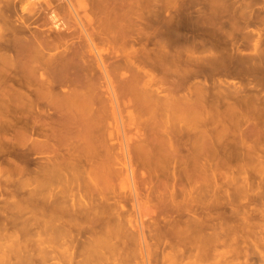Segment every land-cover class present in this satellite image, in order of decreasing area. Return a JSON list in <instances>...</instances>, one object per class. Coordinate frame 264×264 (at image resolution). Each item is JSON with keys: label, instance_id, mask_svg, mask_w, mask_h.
Here are the masks:
<instances>
[{"label": "bare ground", "instance_id": "1", "mask_svg": "<svg viewBox=\"0 0 264 264\" xmlns=\"http://www.w3.org/2000/svg\"><path fill=\"white\" fill-rule=\"evenodd\" d=\"M30 1L23 6L19 0H0V264H131L139 253L145 259L143 226H131L127 205L137 211L159 210L153 223L157 236L163 231L164 236L169 225L167 209L178 216L167 231L186 233L181 214L190 182L206 186L215 168L241 161L242 155L253 157L256 143L264 139V44L255 43L251 55L244 56L242 40L250 36L243 35L241 42L234 37L241 30L261 36L257 27L249 30L259 18L252 10L259 0H161L178 3L168 18L155 6L157 0L150 11L155 39L140 41V49L134 48L133 38L138 0H117V11L102 8L104 0H90L82 16L77 0ZM41 9L44 23L33 25ZM101 12L103 21L96 17ZM68 15L79 29L77 45H70L75 48L67 46L65 37L74 29ZM49 25L54 38L42 33ZM128 46L126 65L133 73L117 86V63L110 66L104 55H117ZM199 51L209 56L195 57ZM136 55L152 65L131 62ZM222 72L235 82L222 80ZM131 127L135 133L127 136L125 129ZM250 140L253 148L246 145ZM34 156L40 161H33ZM202 222L188 228L209 224ZM213 237L179 243L185 245L181 255L195 251L193 264L207 261L224 239ZM250 238L247 232L246 257L251 264H264V250Z\"/></svg>", "mask_w": 264, "mask_h": 264}, {"label": "rangeland", "instance_id": "2", "mask_svg": "<svg viewBox=\"0 0 264 264\" xmlns=\"http://www.w3.org/2000/svg\"><path fill=\"white\" fill-rule=\"evenodd\" d=\"M25 1H27V0H25ZM25 1L23 0V1H21V0H19V2H23L22 4H23V6H25L26 5V3H25ZM31 1H33V0H31ZM30 1V2H31ZM73 1H75V0H73ZM78 2H79V4L81 3V7L79 8V13H80V15L82 16V11H84L83 9H87V10H89V8H90V0H77ZM105 2H104V5L105 6H102V8L104 7V9L105 8H109V10H111V9H114V11L116 10L117 11V0H112V2H111V0H104ZM107 1V2H106ZM108 1H110V2H108ZM139 1V7H137L136 8V12H135V15L133 16V21L135 22V25H136V28H135V30H134V32H133V38L137 41V43H136V45L134 46V48L135 49H140V46L138 45V43L141 41L142 43H144L145 41H146V38H148V37H150L151 38V40H153V39H155L154 37H152L151 36V34L154 32V29H153V26H152V23H151V18H150V11L152 10V8H153V6H154V4H155V2L157 1V0H138ZM262 1H264V0H259V2L255 5V6H253L252 7V10H253V12H254V14L255 15H259V18L257 19V20H255V18H254V20H253V27H250L249 28V30H254L255 29V27H257L258 29H260V30H262V32H261V36L260 37H258L256 34H252L251 32H249V31H246V30H241V31H239V32H236L235 34H234V37L237 39V41L239 42H241V40H242V36L243 35H249L250 37H249V39L247 40V41H245V40H242L243 41V43H245L246 45H247V48L246 49H240V54L241 55H244V56H248V55H251V52H252V50H253V47H254V45H255V43H257V42H259L260 44H264V3H262ZM158 2H159V4H155V6L156 7H161L162 8V16L164 17V18H168L169 16H173L176 12H177V10H178V3H175L176 1H173V2H169V3H165L164 2V4H162V2H161V0L159 1L158 0ZM21 3H19V4H21ZM25 3V4H24ZM60 3H62V2H60ZM18 4V5H19ZM22 4L21 5H19V6H17V8L18 9H20V6L22 7ZM58 4V3H57ZM75 4V3H74ZM116 4V5H115ZM28 5V4H27ZM85 8H84V7ZM83 7V8H82ZM38 7H36V9H37ZM82 8V9H81ZM111 8V9H110ZM17 9V10H18ZM67 11V10H66ZM103 11V10H102ZM18 12H20V10H18ZM45 12H43L42 11V9L41 10H39L38 11V16H37V19H36V17H34V21L33 20H31L32 21V23L33 22H35V20H36V24L35 23H33V25H36V26H42L43 25V23H44V20H45V14H44ZM88 13H90V17H92V14H91V12H88ZM42 14V15H41ZM67 14V13H66ZM99 17H98V16ZM41 16V17H40ZM68 17V24L69 25H71L72 27H74L73 26V24H75V21H74V19H73V17L72 18H70L71 16L70 15H68L67 16ZM94 17H95V15H94ZM96 17H98V18H100V17H102L101 19H102V21H103V18H104V16H103V12H101L100 13V15L99 14H96ZM71 19V20H70ZM73 20V21H72ZM40 21V22H39ZM40 23H42L41 25H39ZM84 23H85V21H84ZM49 27H50V25L49 26H47V27H43V30H44V32H42L43 34H46V35H48L49 37H52V38H54V36H55V34L54 33H52L51 31L52 30H50L49 29ZM77 26H75L74 27V29H72L71 31H69V33H66L65 34V37H67V40H68V44H67V46H70V45H72V43H75L76 44V42L78 43V41L76 40L77 39V34H79V29L77 30V28H76ZM46 29V30H45ZM76 29V30H75ZM74 30H75V32H74ZM54 32V31H53ZM42 33H40V34H42ZM76 33V34H75ZM50 34V35H49ZM52 35V36H51ZM67 35V36H66ZM76 37H75V36ZM75 44H73V45H75ZM77 45V44H76ZM73 46V47H71V48H75V47H77V46ZM70 48V49H71ZM149 48L151 49V46H149ZM63 49V48H62ZM62 49H60L59 51H61ZM188 49V48H187ZM128 52H130V47L128 46V47H126V49H125V51L124 52H121V51H119V50H117V55H114V54H112V55H104V57H105V60L107 61V63L110 65V66H113L115 63H117V86H119V85H124V80L127 78V76L129 77L130 76V74H132L133 73V71H131V70H129V68H127V65H126V61H127V58H128ZM51 53L52 54H56L57 53V51H51ZM205 56H209V53H203L202 51H199V52H197L196 53V55H195V57H199V58H202V57H205ZM90 59H92V58H90ZM131 62H133V63H137V62H143V64H142V67L143 66H148V67H150L151 65H152V61L150 60V59H144V57L142 56V55H136L135 57H133L132 58V60H131ZM158 70V73L160 74V75H162L163 74V71H164V68H158L157 69ZM219 77V76H218ZM124 79V80H123ZM221 79L222 80H225L228 84L229 83H232V82H235L234 80H233V78L228 74V73H223L222 72V74H221ZM237 81V80H236ZM168 82L169 81H167L166 82V86H169V84H168ZM64 90H65V88H63L62 89V91L64 92ZM130 110H134L135 111V107H133V108H129L128 109V111H130ZM126 112L124 111V113L122 114L123 115V119L125 120L126 119V114H125ZM142 119H146V117H143ZM123 120V121H124ZM109 122L111 123L112 121L111 120H109ZM123 123H125L126 124V120L123 122ZM126 130V133H128V135L127 136H133L132 134H134L135 133V130H134V128L133 127H131V128H128V129H125ZM237 136H235V138H236ZM233 138V137H232ZM231 138V136H229V141H231L230 139H232ZM239 138V137H238ZM238 138H236V139H238ZM251 141V140H250ZM131 144H133V142H130ZM129 143V144H130ZM249 145V144H251L252 145V147L251 148H253V144H254V142L252 143V141L251 142H248V143H246V145ZM257 144V146L255 147V148H257V150H256V153H254V155H253V153H252V155L251 156H253V157H250L249 158V156H247V155H242V157H243V159L241 158V161L240 160H233V161H231L230 162V165L232 166H230L229 164L227 165V167H221V168H215L214 170L216 171V174H215V172H214V174H215V176L211 179V181H208V184L207 185H209V183H210V187H207V185L206 186H204V183H203V181H201V182H199L198 183V181H195V182H192L193 183V185H192V183L190 182V185L191 186H193V187H191L190 185L189 186H187V188L186 189H188V192H186L187 194H185V196H184V201H185V204H183L184 205V207L186 208L185 209V211L183 212V214H181V221H183V225L184 226H186L187 228H185L183 225H182V227H181V229L182 230H184V228H185V231H186V233L185 232H183V233H176L175 231H174V234H173V232H169L172 228V226H173V224L175 223V221H177L178 220V216L176 215V214H174L172 211L170 212V209H167V210H165V213L167 214H164V216L166 217V220H167V222H168V226H165V228H164V230H165V235L163 236V233H164V231H163V233H162V236H157V234L155 233V229L156 228H154V220L157 218V216H158V214H159V210H153V212H152V209H148V210H135V209H133L132 208V206H131V204H128L127 205V210H128V213H127V217L129 216V220L131 221V226H135L136 227V225L137 226H139L140 225V223H142V231H143V233H144V237L146 238L145 240H146V244L148 245L147 246V250H148V252L147 253H149V254H147V258H146V256H144V258L145 259H143V258H141V256L139 257V255H140V253L139 254H137V252H136V250H138V249H136V247H135V253L137 254V257L139 258V261H138V258H136V256L134 257V254H133V257L135 258L134 260H133V264H136V263H138V264H173L174 262H175V264H193V263H195L196 261V259H194V258H192L191 256H193V254H194V256H196L195 255V251H193L192 253H187L186 255H187V257H186V255L184 256L183 255V253H182V255H181V252H183L185 249H183L184 248V246L185 245H183V247L181 246L183 243L185 244V242H183V241H187L188 243L190 242V241H197V240H202V241H205L204 239H208V237L209 238H211L212 237V239L214 238L213 236H216V240H218L219 238L220 239H223V242H221L222 240H220V242H219V240L217 241V243L218 244H220V243H222V246H221V248H218V246H217V251H218V249H219V251L218 252H215V254H211L213 251H211L210 252V255H212L213 257H211L210 258V256H208V259L210 258V260L208 261V259L206 258V260L207 261H205V259L204 260H202V261H200V262H204L205 264H210V263H214V264H228V262L231 260V259H229V258H232L233 257V254H234V257H236L235 258V260H234V257H233V261L231 260L230 262H232V263H230L229 262V264H235L234 262H236V264H239V263H241L242 261V263L241 264H251V262H249L250 261V259H249V257H246L247 255L249 256V252L247 251L248 250V245L247 244H249V243H247L246 244V240H245V236H246V233L247 232H249L250 233V236H251V238H250V241H252V239H253V241H255V243L257 244V245H259V248L261 249V250H264V249H262V247H264V221H262V220H264V219H262V217H264V203H261L262 201H264V200H261V198L262 199H264V196H262V195H264V167H262V166H264V150H262V149H264V148H262V147H264V146H262V145H264V139H261L260 140V142H258V143H256ZM255 144V145H256ZM262 146V147H261ZM249 147V146H248ZM247 146H245V148H247L248 150L250 149V148H248ZM244 148V150H246ZM259 150H261V152L259 151ZM252 151V150H251ZM255 152V151H254ZM245 154V153H244ZM259 156H258V155ZM261 155V156H260ZM246 156V157H245ZM36 156H34L33 157V161H36L37 159H38V161H40V159L39 158H35ZM256 157H258V158H256ZM261 157V158H260ZM245 158V159H244ZM246 158H247V161H246ZM253 159H254V161H253ZM256 159V160H255ZM251 160V161H250ZM235 161V162H234ZM244 161V162H243ZM258 161H260V162H258ZM246 162V163H245ZM255 162H257V163H255ZM262 162V163H261ZM259 163V164H258ZM258 166H257V165ZM243 165V166H242ZM237 167H239V168H237ZM240 167H241V169H240ZM244 168V170H243V168ZM243 170V171H242ZM255 170V171H254ZM259 170H260V172H259ZM240 172V173H239ZM242 172H244V173H242ZM257 172V173H256ZM242 173V174H241ZM241 174V175H240ZM239 175V176H238ZM232 177V178H231ZM231 178V179H230ZM215 179V181H212V180H214ZM229 180V181H228ZM233 180V181H232ZM237 180V181H236ZM120 181H122V180H120ZM231 181H232V183L234 184H231ZM123 182V181H122ZM238 182V183H237ZM118 183H121V182H118ZM194 183L195 184H198V186L197 185H194ZM207 183V182H206ZM229 185H228V184ZM201 184H202V187H201ZM119 185H121V186H123V187H125L124 185H122V184H118L117 186L119 187ZM199 185H200V187H199ZM196 186V187H195ZM123 187H121V188H123ZM198 187V188H197ZM243 187V188H242ZM259 188H261L262 190H257V189H259ZM190 189V190H189ZM194 189V190H193ZM235 189H239V191L237 190H235ZM118 190H120V188L118 189ZM200 190H202V191H200ZM204 190V191H203ZM251 190V191H250ZM187 191V190H186ZM192 191H195L194 193L192 192ZM197 191H200L199 193L197 192ZM240 191H242V192H240ZM261 192V194H260V192ZM192 192V193H191ZM205 194H203V193ZM236 192V193H235ZM240 192V193H239ZM245 192V193H244ZM257 192H259V193H257ZM189 193V194H188ZM198 195H200V196H198ZM257 193V194H256ZM193 194V195H192ZM195 194H196V196H195ZM202 194V195H201ZM242 194H244V195H242V197H241V195ZM191 195V196H190ZM218 195V196H217ZM235 195H237V196H235ZM259 195H261V196H259ZM188 196V197H187ZM186 197V198H185ZM189 197H190V199H189ZM194 197V199H196V200H198V202L195 200V201H193V199H191V198H193ZM201 199H200V198ZM217 197V198H216ZM260 197V198H259ZM205 198V199H204ZM236 198H238V200L236 199ZM251 198H253V199H251ZM213 199V200H212ZM220 199H222V201L220 200ZM227 199H229V200H233L232 202L231 201H229V200H227ZM244 199V200H243ZM251 199V200H250ZM191 200H192V204H194V205H196V206H194V205H192L191 204ZM201 200H202V202H204L203 203V205L205 204V202H206V204L204 205L205 207L203 208V206H202V202H201ZM212 200V201H211ZM214 200H216V201H214ZM222 202V203H218V202H220V201ZM235 200H236V203H237V201H238V203L236 204L235 203ZM242 200V201H241ZM207 201H210V204H214L213 206H211V205H209V202L207 203ZM218 201V202H217ZM229 202H231L230 203V205L229 206H227L228 205V203ZM254 201V202H253ZM256 201V202H255ZM195 202V203H194ZM201 202V203H200ZM224 202H225V204H226V206H225V204H224ZM168 203H169V201H168ZM188 203V204H187ZM241 203V204H240ZM257 204V205H253V204ZM200 204H201V206H202V208L203 209H205L204 211H203V209L202 208H200ZM215 204L216 205H218L219 207H221V208H219V207H217V206H215ZM223 204H224V206H223ZM232 204V205H231ZM233 204H234V206H233ZM243 204V205H242ZM262 204V205H261ZM182 205V206H183ZM198 205V206H197ZM208 205V206H207ZM261 205V206H260ZM189 206H191V207H189ZM207 206V207H206ZM242 206V207H241ZM245 206V207H244ZM209 207V208H208ZM210 207L212 208L211 210H210ZM214 207V208H213ZM227 207V208H226ZM229 207V208H228ZM231 207V208H230ZM232 207H233V209L236 207L237 208V211H239L238 209H240V213L239 212H236V208L234 209V210H232ZM260 207H261V209H260ZM188 208H189V210H190V212L188 211ZM222 208H223V210H222ZM243 208V209H242ZM247 208V209H246ZM229 209V210H228ZM245 209V210H244ZM250 209V210H249ZM213 210V211H212ZM216 210V211H215ZM218 210V211H217ZM243 210V211H242ZM247 210V211H246ZM260 210V211H259ZM155 211V212H154ZM200 212V214L198 213V212ZM202 211V212H201ZM226 211V212H225ZM242 211V212H241ZM246 211V212H245ZM187 212V213H186ZM205 212H207V213H205ZM209 212V213H208ZM214 212V213H213ZM218 212L220 213V214H218ZM224 212V213H223ZM244 212H245V215H244ZM260 212V213H259ZM205 213V214H204ZM211 213V214H210ZM239 213V214H238ZM213 214V215H212ZM227 218H224V216ZM236 214H238V215H236ZM241 214V215H240ZM261 214V215H260ZM188 215V216H187ZM191 215V216H190ZM204 215H205V217H204ZM211 215V216H210ZM219 215L221 216L220 218H219ZM243 215V216H242ZM250 215V216H249ZM254 215H256V216H254ZM216 216H217V218H216ZM238 217L239 219H237L236 217ZM245 216V217H244ZM189 217V218H188ZM195 217H197L198 219L199 218H201V219H199V220H197ZM211 219H209V218ZM188 218V219H187ZM216 218V219H215ZM232 218V219H231ZM245 218V220H243ZM252 220H251V219ZM193 219H195V220H193ZM203 219V220H202ZM209 219V220H208ZM221 219V220H220ZM223 219H225V220H223ZM237 220V222L239 223H237L236 222V220ZM250 219V220H249ZM173 220V222H170V221H172ZM192 220V221H191ZM199 221L200 223H198L197 221ZM225 222H223V221ZM228 220H229V222H228ZM231 220V221H230ZM236 222H234V221ZM239 220V221H238ZM186 221H188V222H186ZM195 221H196V223H195ZM203 221V222H202ZM208 221V222H207ZM217 221V222H216ZM240 221H242V222H240ZM186 222V223H185ZM191 222V223H190ZM201 222L202 223H204L205 225H206V223H209V224H207V226L206 227H204V228H206V229H197V228H195V229H189L188 227H190L191 225H192V223H193V226H194V224L196 225V227H197V225H201ZM213 222V223H212ZM217 224H216V223ZM221 222H223V223H221ZM244 222V223H243ZM249 222H250V224H251V226H250V224H249ZM137 223V224H136ZM171 223H172V225H171ZM188 223V224H187ZM211 223H212V225H211ZM214 223H215V225H214ZM221 223V224H220ZM240 223H242V225L243 226H241V224ZM261 223V224H260ZM191 224V225H190ZM219 224V225H218ZM223 224V226H221ZM231 224H233V225H231ZM239 226H238V225ZM245 224V225H244ZM247 224H248V226H247ZM255 224V225H254ZM211 225V226H210ZM228 225V228L226 227ZM238 227H237V226ZM257 225V226H256ZM153 226V227H152ZM169 226H171V227H169ZM230 226V227H229ZM234 226V227H233ZM247 226V227H246ZM259 226V227H258ZM166 227H168V229H169V231H167L168 229L166 228ZM192 227V226H191ZM211 227H212V229H211ZM217 227V228H216ZM219 227V228H218ZM223 229H222V228ZM232 227V228H231ZM241 227H246V229L245 228H241ZM253 227L255 228V229H253ZM237 229L236 230V232H235V230H233V229ZM187 229V230H186ZM207 229H209V230H207ZM217 229L219 230V232L217 231ZM134 230V229H133ZM193 230H196V233L195 232H193ZM200 230V231H199ZM223 230V231H222ZM234 232H233V231ZM246 232V233H243L244 231ZM168 233H167V232ZM187 231H190V233L188 234V232ZM206 231V232H205ZM215 231V232H214ZM225 231V232H224ZM227 231V232H226ZM238 231V232H237ZM243 231V232H242ZM192 232V233H191ZM200 232V233H199ZM208 232V233H207ZM213 234H212V233ZM217 232V233H216ZM223 232V233H222ZM252 232V233H251ZM169 233H171V235L169 234ZM202 233V234H201ZM214 233L216 234V235H214ZM219 233V234H218ZM155 234V235H154ZM185 234V235H184ZM191 234V235H190ZM192 234H193V236H192ZM210 234V235H209ZM212 234V235H211ZM228 234H229V236L232 238H230V237H228ZM237 236L236 238H235V236ZM254 234V235H253ZM167 235V236H166ZM177 235H182V236H177ZM191 237H190V236ZM224 235H227V236H224ZM232 235V236H231ZM240 235H242L243 237L241 238V236ZM155 236V237H154ZM194 236H195V238H194ZM200 236V237H199ZM202 236V237H201ZM204 236V237H203ZM207 238H206V237ZM238 236H240V237H238ZM253 236H254V238H253ZM200 239H199V238ZM233 237L235 238V239H233ZM261 237V238H260ZM157 240V241H155V239ZM169 238V239H168ZM178 238V239H177ZM218 238V239H217ZM244 238V239H243ZM161 240V242H163V243H161L160 242V240ZM166 239V240H165ZM174 239H176V240H174ZM190 239V240H189ZM195 239V240H194ZM197 239V240H196ZM227 239V240H226ZM229 239V240H228ZM261 239V240H260ZM159 240V241H158ZM189 240V241H188ZM200 240V241H201ZM234 240H236L235 242H234ZM242 240V241H241ZM260 240V241H259ZM200 241H197V242H200ZM225 241V242H224ZM230 241V242H229ZM245 241V242H244ZM159 242V243H158ZM169 242H170V244H169ZM178 242V243H177ZM227 242H228V244H227ZM179 243H181V245L179 244ZM179 244V245H178ZM227 244V245H226ZM253 244V243H252ZM159 245V246H158ZM162 245V246H161ZM170 247H169V246ZM229 245H231V246H229ZM245 245V246H244ZM176 246V247H175ZM178 246V247H177ZM240 248H239V247ZM242 246V247H241ZM164 247H166V249L164 248ZM223 247V248H222ZM225 247L227 248V249H225ZM230 247V248H229ZM179 250L180 248H182L181 249V251L179 250H177V249ZM163 249H165V250H163ZM225 249V250H224ZM239 249V250H238ZM241 249V250H240ZM243 249V250H242ZM245 249V250H244ZM222 252H221V251ZM224 250V251H223ZM160 253H159V252ZM225 251H227V252H225ZM228 251L230 252V254L228 253ZM245 251V252H244ZM247 251V252H246ZM158 252V253H157ZM161 252H163V254L161 253ZM179 252H180V254H179ZM195 252V253H194ZM213 252V253H214ZM224 252V254H222ZM233 252V253H232ZM242 252V253H241ZM174 253V254H173ZM226 253V254H225ZM228 253V254H227ZM232 253V254H231ZM244 253V254H243ZM245 253H247V254H245ZM135 254V255H136ZM192 254V255H191ZM217 254V255H216ZM236 254V255H235ZM237 254H239V256L237 255ZM242 254H243V257L245 256V258H246V261H245V258H243L242 257ZM168 255V256H167ZM190 255V256H189ZM221 255H230V256H228V257H226V256H223L222 258L224 259H220V256ZM172 256H174V258L172 257ZM193 256V257H194ZM217 256H219V257H217ZM239 258H238V257ZM167 257V258H166ZM170 257V258H169ZM188 257H189V261H188ZM191 257V258H190ZM217 257V258H216ZM224 257H226L227 259H228V261H227V259L226 258H224ZM163 258H165V259H163ZM186 258H187V260H186ZM213 258H214V260H213ZM240 258H242V260H239ZM115 259L117 260V255H116V257H115ZM137 259V260H136ZM147 259V260H146ZM167 259H169V260H167ZM170 259H172L171 261H172V263H170ZM178 259H179V261H178ZM194 259V262L192 261ZM217 259V260H216ZM226 259V260H225ZM247 259H249L248 260V262H247ZM167 260V261H166ZM212 260V261H211ZM109 261H111V260H109ZM109 261H108V263H109ZM136 261H138V262H136ZM144 261V262H143ZM182 263H181V262ZM221 261V262H220ZM223 261H224V263H223ZM136 262V263H135ZM193 262V263H192ZM217 262V263H216ZM225 262H227V263H225ZM239 262V263H238ZM113 263V262H112ZM111 263V264H112ZM117 263V262H116ZM116 263H114V264H116ZM131 263V264H132ZM199 263V262H198ZM197 263V264H198ZM201 263V264H202ZM203 263V264H204ZM212 263V264H213ZM110 264V263H109Z\"/></svg>", "mask_w": 264, "mask_h": 264}]
</instances>
